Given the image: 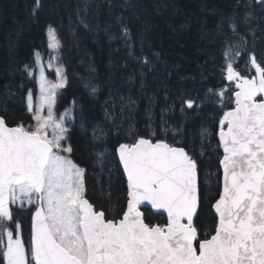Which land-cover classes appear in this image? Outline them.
Listing matches in <instances>:
<instances>
[{
    "label": "trees",
    "instance_id": "trees-1",
    "mask_svg": "<svg viewBox=\"0 0 264 264\" xmlns=\"http://www.w3.org/2000/svg\"><path fill=\"white\" fill-rule=\"evenodd\" d=\"M34 2L0 0V116L8 126L34 122L27 96L31 92L37 98L38 70L29 76L24 65L35 67L36 52L44 64L50 54L58 56L67 83L58 92L55 112H70L66 124L73 151L67 155L85 169V198L96 210L115 220L126 211L127 182L115 148L141 137L183 146L193 155L200 165L202 195L214 203L223 176L219 120L235 107L236 83L227 80L224 72L225 42L242 52L233 67L249 79L257 75L246 66L240 37L258 61L264 60V4L256 0H41L33 15ZM233 20L238 35H233ZM49 25L57 29L62 43L58 53L48 46ZM92 88L97 89L95 94ZM220 90L225 92L222 98ZM185 97L198 103L181 111ZM202 129L208 130L206 137ZM99 130L102 138L94 139L93 132L99 135ZM31 211L15 210L26 245ZM145 218L150 224L167 222L166 215L150 209ZM214 219L206 210L201 238L212 232ZM0 264H4L2 256Z\"/></svg>",
    "mask_w": 264,
    "mask_h": 264
},
{
    "label": "snow or ice",
    "instance_id": "snow-or-ice-1",
    "mask_svg": "<svg viewBox=\"0 0 264 264\" xmlns=\"http://www.w3.org/2000/svg\"><path fill=\"white\" fill-rule=\"evenodd\" d=\"M264 4V0H258ZM249 7L251 5H248ZM41 7L35 0L32 14ZM250 15V13H249ZM245 22L248 15L244 17ZM238 35L236 22L231 23ZM125 36L128 31L125 28ZM48 46L62 47L57 29L47 28ZM244 47L251 79L233 67L242 52L225 42L226 79L235 81V107L219 120L223 176L218 198L202 195L200 165L183 146L138 138L115 148L127 177V208L119 220L108 219L85 198V169L68 155L70 129L54 111L58 90L67 83L62 65L50 81L36 52L40 95L35 107L27 96L34 125L9 127L0 116V256L4 264H264V60ZM59 58L58 56L56 57ZM50 54L47 67L52 68ZM145 63H148L145 60ZM95 94L96 88L91 89ZM212 92V89L208 90ZM225 95L220 90L219 97ZM130 103H133L130 101ZM198 101L181 100L192 109ZM49 130H51V135ZM93 132L94 139H101ZM202 129L201 135L207 136ZM167 214V222H146L145 211ZM142 206L145 210L142 211ZM32 209L31 236L26 245L15 210ZM214 216L213 230L201 238L202 218Z\"/></svg>",
    "mask_w": 264,
    "mask_h": 264
},
{
    "label": "rangeland",
    "instance_id": "rangeland-1",
    "mask_svg": "<svg viewBox=\"0 0 264 264\" xmlns=\"http://www.w3.org/2000/svg\"><path fill=\"white\" fill-rule=\"evenodd\" d=\"M53 52L56 53V51H54L53 49H51ZM53 54V53H52ZM48 63V62H47ZM47 63L45 64V75L46 77L48 78V80L50 81H56L57 79H59V77L57 76L56 72H55V68L57 66H60V63L59 61L57 60V58L55 59L54 55H53V60H52V63H53V67L52 68H49L47 67ZM37 83H38V95H37V98L34 100L33 99V103H34V110H35V107L38 105L39 103V95H40V86H39V74H37ZM61 90V89H60ZM58 90V92L60 91ZM256 100L257 102L261 101V100H264V95H258L256 97ZM55 111V109H54ZM32 114V113H31ZM58 116H61V115H58ZM68 119V116L65 117V121H67ZM34 121V120H33ZM35 124V121L33 122V125ZM50 132V135H51V130H49ZM64 155H67L65 153H62Z\"/></svg>",
    "mask_w": 264,
    "mask_h": 264
},
{
    "label": "water",
    "instance_id": "water-1",
    "mask_svg": "<svg viewBox=\"0 0 264 264\" xmlns=\"http://www.w3.org/2000/svg\"><path fill=\"white\" fill-rule=\"evenodd\" d=\"M257 1V3H259L258 2V0H256ZM218 139H219V136H218ZM221 149H222V146H221ZM222 152H223V149H222ZM119 158V157H118ZM120 163V162H119ZM121 165V167H122V164H120ZM122 170H123V167H122ZM123 172H124V170H123ZM222 173H223V170H222ZM124 175H125V178H126V182H127V177H126V174H125V172H124ZM128 189V188H127ZM147 208L148 209H150V210H152V211H154V212H159V213H163V214H165L166 216H167V214L165 213V212H162V211H157V210H155V209H151V206L149 205V206H147ZM145 208H144V206H142V211L144 210Z\"/></svg>",
    "mask_w": 264,
    "mask_h": 264
}]
</instances>
